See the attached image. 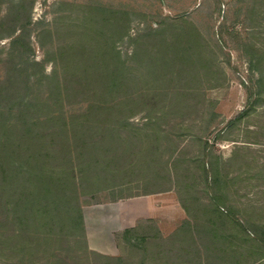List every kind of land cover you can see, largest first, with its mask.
<instances>
[{
  "label": "rangeland",
  "instance_id": "1",
  "mask_svg": "<svg viewBox=\"0 0 264 264\" xmlns=\"http://www.w3.org/2000/svg\"><path fill=\"white\" fill-rule=\"evenodd\" d=\"M4 146L0 264H264V0H0Z\"/></svg>",
  "mask_w": 264,
  "mask_h": 264
},
{
  "label": "crops",
  "instance_id": "2",
  "mask_svg": "<svg viewBox=\"0 0 264 264\" xmlns=\"http://www.w3.org/2000/svg\"><path fill=\"white\" fill-rule=\"evenodd\" d=\"M128 200L129 199L120 197L116 198L115 200H110L105 204L97 205L101 208H104L105 211H107L108 215L105 218H101L100 215L97 216L99 217L97 218V220L104 221V224L103 228H98L96 231L92 230L88 218L83 212L85 238L90 250L104 255H114L117 252L116 237L119 233L125 230H129L135 225L134 223H130V218L133 215L131 214L127 206H123L124 202ZM136 200V202L142 203L140 204L139 209L134 210L138 211L134 219L146 218L154 220L160 218L162 209L160 197H158L157 195H149L139 197ZM143 204H145L144 207L142 206Z\"/></svg>",
  "mask_w": 264,
  "mask_h": 264
},
{
  "label": "trees",
  "instance_id": "3",
  "mask_svg": "<svg viewBox=\"0 0 264 264\" xmlns=\"http://www.w3.org/2000/svg\"><path fill=\"white\" fill-rule=\"evenodd\" d=\"M114 107H116V106H114ZM28 132H30V131H28ZM3 151L4 152H3L2 158L5 161V164L8 165V167H7V171H5V173H3L2 176L0 177V183H2L1 186H6L9 182V180L12 179L13 177H15V174L17 172V168H16V166H14V158L8 157V151H9L8 147L4 146ZM6 158H8V159L5 160ZM27 180L33 185V191L35 190L36 193L37 192L39 193L44 189L46 190L47 178H45V175L43 174L42 169L39 168L38 170H34V173H32V174L30 173L29 178H27ZM1 186H0V188L2 189V192L6 193L5 195L9 196V193L4 191V189L6 187H1ZM76 204L77 203H75V207H76L77 213H78L77 221H79L80 226L82 228V217L80 215V212H78V206Z\"/></svg>",
  "mask_w": 264,
  "mask_h": 264
}]
</instances>
